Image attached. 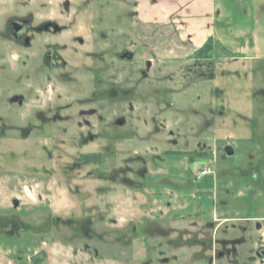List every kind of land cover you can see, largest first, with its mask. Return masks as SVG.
<instances>
[{
  "label": "rangeland",
  "instance_id": "1",
  "mask_svg": "<svg viewBox=\"0 0 264 264\" xmlns=\"http://www.w3.org/2000/svg\"><path fill=\"white\" fill-rule=\"evenodd\" d=\"M223 1L199 56L134 0H0V264L264 263V0Z\"/></svg>",
  "mask_w": 264,
  "mask_h": 264
},
{
  "label": "crops",
  "instance_id": "2",
  "mask_svg": "<svg viewBox=\"0 0 264 264\" xmlns=\"http://www.w3.org/2000/svg\"><path fill=\"white\" fill-rule=\"evenodd\" d=\"M135 19L144 25H167L186 21L205 22L204 29L207 37L211 38L212 47L220 40L219 34L233 32L228 25L221 24V11L223 0H134ZM242 0H239V4ZM219 21V24H218ZM223 22V20L221 19ZM218 25V26H217ZM219 31V32H218ZM234 37L233 35L230 37ZM245 43L247 44L245 46ZM250 40L244 42L236 52L246 58V53H251L253 47ZM253 45V43H252ZM246 54V55H245ZM257 219L258 218H254ZM264 221V219H262ZM261 244L264 246V226H261ZM264 264V263H263Z\"/></svg>",
  "mask_w": 264,
  "mask_h": 264
},
{
  "label": "trees",
  "instance_id": "3",
  "mask_svg": "<svg viewBox=\"0 0 264 264\" xmlns=\"http://www.w3.org/2000/svg\"><path fill=\"white\" fill-rule=\"evenodd\" d=\"M212 48V45H211V39L210 37L208 38L207 42L201 47L198 49L197 51V54L200 56L202 55L203 53H209L210 50ZM179 154H183V155H187L188 157H190V159L193 157L190 152H185V153H179ZM197 156H203L202 153H196Z\"/></svg>",
  "mask_w": 264,
  "mask_h": 264
}]
</instances>
